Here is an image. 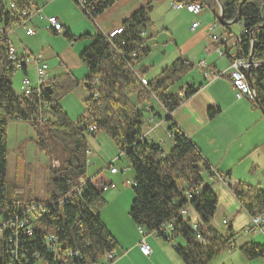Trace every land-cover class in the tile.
I'll use <instances>...</instances> for the list:
<instances>
[{
    "label": "trees",
    "instance_id": "1",
    "mask_svg": "<svg viewBox=\"0 0 264 264\" xmlns=\"http://www.w3.org/2000/svg\"><path fill=\"white\" fill-rule=\"evenodd\" d=\"M32 1L0 0V264H111L115 260L117 242L99 212L105 201L103 191L86 178L87 136H95L96 131L107 134L133 172L128 216L137 228L172 242L181 236L183 245L174 244V250L184 264H208L222 250L234 249V232L227 220L222 232L211 222L218 198L209 185H203V175L207 172L213 179L214 168L196 145L167 115L164 119L168 123L166 132L171 133V147L165 152L160 143L145 139L143 125L147 111H142V107L155 100L170 113L197 89L183 85L169 92L194 68L183 57L175 58L156 77L147 81L142 78L148 68L136 64L150 52L147 39L141 35L149 24V5L123 20L122 32L112 38L100 31L77 37L68 28L63 31L69 40H89L78 53L87 74L82 79L70 72L53 76L43 85L40 96L49 103L51 116L42 127L60 139L66 155L58 167H49L45 200L8 198L5 178L8 122H28L38 132L34 102H41L36 92L23 96L12 87L11 77L17 70L7 56L9 33L21 17L9 3L20 9L29 7ZM73 1L92 19L115 0H84L85 9ZM184 1L215 5L214 0ZM218 1L224 21L231 22L240 15L237 22L242 33L233 45V56L226 50L225 53L230 61L239 58L247 61L250 56L251 65L242 70L247 76L249 68L250 83L246 81L255 91L254 103L264 114V0ZM80 86L88 94L83 99L84 112L73 121L59 100ZM218 112V107H212L207 115L213 118ZM90 125L96 129L86 130ZM41 140L39 137L36 142L41 144ZM228 175L226 172L224 176ZM232 193L250 218L264 212V188L259 185L239 180ZM183 208H188L187 215L180 213ZM10 221L13 225L7 226ZM165 226L169 235L162 230ZM248 229L252 230L250 223L244 227L245 232ZM238 249L249 259L264 255V244L253 239Z\"/></svg>",
    "mask_w": 264,
    "mask_h": 264
},
{
    "label": "rangeland",
    "instance_id": "2",
    "mask_svg": "<svg viewBox=\"0 0 264 264\" xmlns=\"http://www.w3.org/2000/svg\"><path fill=\"white\" fill-rule=\"evenodd\" d=\"M45 6V16L54 14L59 20L63 18L65 26L69 27V31L75 37L86 32L87 29L89 30L88 27L91 26L90 19L87 18L82 12V9L74 4L72 0H54L52 3H48ZM74 7L78 10V13L75 15ZM214 12L215 10L213 11L210 8H206L198 15H190L183 10L173 8L171 0L155 1L151 12L152 21L145 28L146 35H152L146 42L147 45L150 46V52L139 61L140 64L151 65L143 75L144 80L147 81L156 77L159 71L177 56L176 50L179 47H184V45L189 42L190 37L187 32V27L192 20V16H194L201 21L199 39H197H201V41H199V44L195 46V48H189L187 51L189 56H191L189 57L190 61L194 62L195 67L170 87L169 92H174L183 85H190L193 82L192 80L196 81V72L198 69L197 62L199 58L202 57V52L197 53V51H201L203 46L209 45V41H211L210 38L206 37V34L209 33V26L212 23L216 24L217 27L214 33L217 35H221L225 31V25L218 22L214 16ZM14 27H17V25ZM19 27L16 28V33H9V38L13 40L18 51L22 49L23 45L27 46L33 54L43 53L48 64L49 77H53V75L57 76L65 72L64 70L66 68L64 65H60L59 60L60 56L67 49L69 54L73 56V63L71 65L72 70L68 72L72 73L77 79H82L87 74V68L81 60H78V62L74 64V54L75 57L78 58L77 55L79 50H81L88 41L85 39H77V41L73 40L72 45H70L71 40L63 36L64 28L61 33L53 34L43 23H38L35 27L37 31L36 35L33 38H28V36L24 34L23 27ZM228 27L233 33L230 39H228V45L231 50L234 51V47L231 45L235 40V36L240 34L241 28L239 22H235ZM170 31L174 38L172 41L169 40ZM163 51H165V53ZM212 59L218 60L217 63L221 68L225 67L227 64L225 55L219 56L216 53L210 57V60ZM28 72L31 78V85L35 86L34 70L30 69ZM23 76L24 74L20 70L12 74V87L17 94L21 93L20 80ZM262 86L264 87V80L262 81ZM87 94L88 92L80 86L66 93L59 100L61 108L67 113L71 120H76V118L84 112L83 99ZM155 109L158 110L157 107ZM158 111L162 119H164L163 111H161V109ZM161 122H163V124L160 127H156L145 139L151 140V138H155L157 140L164 138L165 140L164 143L161 144V147L166 152L171 147L172 142L166 138L164 128L166 126V121L161 120ZM42 125L43 122L37 123V132L28 122L14 120L8 122V153L5 177L8 198L21 201L29 200L31 202L35 199H46L45 191L48 182L49 167H58L63 157L66 155V151L60 139L54 138L42 127ZM147 128L149 127H147L145 122L143 125V133ZM36 133H38V136ZM39 137H42L41 144L36 142ZM87 144L89 153L86 155V160L88 161L86 165V178H90L98 187L103 183L104 179L110 180L116 184L115 189H108L101 192L105 200L103 206L99 210L101 220L105 222L107 226H110L109 228L117 230V232H120L123 237H125L127 231L126 223H131L128 216V208L132 200V184H126L125 181L127 179L130 181L132 180L133 172L125 156L120 153L116 145L105 132L96 131L95 136H87ZM125 166L128 167V170L122 172L121 170H123ZM110 167H115L118 170L117 174H110ZM97 174H101V176L95 177ZM222 205L223 204H219V208L211 221L213 224L217 225V229L221 232L224 230V226H219L218 222L222 218V210L220 209ZM227 208L229 209V213L223 212L225 216H229L237 211L236 219L232 224L235 248L233 250H222L208 264H264V255L249 259L238 249L239 245L251 239L255 242L264 244V234H256L255 232L254 234H249L245 232L244 227L247 223L245 212L239 209V206L235 203L229 204ZM249 237L251 238L248 240ZM176 241L178 244L183 245L181 236H178L173 243L160 239L159 244L154 243L152 245L150 244L149 238L148 242L151 248L155 249L152 260H150L151 257L143 258L139 256L135 249L126 257L123 255V250L126 249L117 243L115 246L117 258L114 263H117L121 256H124V259L118 264H184L175 253L173 245H171ZM130 250L131 249H128L127 252Z\"/></svg>",
    "mask_w": 264,
    "mask_h": 264
},
{
    "label": "crops",
    "instance_id": "3",
    "mask_svg": "<svg viewBox=\"0 0 264 264\" xmlns=\"http://www.w3.org/2000/svg\"><path fill=\"white\" fill-rule=\"evenodd\" d=\"M53 1L54 0H50L49 2L46 3L44 0H33L31 2L29 6L33 9L38 8L40 10L42 18H39L37 14H34L30 18V20L27 21V23H25V25H19V24L17 25V27L19 26L23 27L25 36H28V38H33L37 33L35 27L38 25V23H43L44 26L48 30H50L53 34H57L54 33L48 27L49 25L46 22L47 17L49 16L57 17V16L54 14H49L48 16H45L44 14V9L46 7L45 5H47L48 3H52ZM155 1L160 2L162 0H115L113 4H111L108 8H106L102 13L93 17L92 19L87 17L90 19L91 26L88 25L89 30L87 29V31L83 33L93 34L96 31H100L105 34L107 31L111 30L112 28L119 27L123 20L128 18L134 11H136L138 8L144 5H149L150 9L148 12V17L150 23L152 21L151 12L153 9V3ZM214 3H215L214 6H209L208 4L204 3L203 11L206 8H210L213 11L215 10L214 16L218 20V16L220 15V3L218 0H214ZM74 4L76 3L74 2ZM76 13H78V10L76 9V7H74V15ZM188 14L194 15L191 13ZM194 21H198L199 25L196 28L191 29V24ZM59 22L62 24V29L63 28L64 30L66 28L69 29V27L65 26V22H63V18L62 20H59ZM226 22H230V21H226ZM233 23L235 22L227 23L228 25L225 27V31L221 35H217L216 33H214L217 26L214 28L213 32H211L210 29L208 30L209 33L206 34V37L211 39L210 34H215L217 36V39L215 40L211 39V41H209V45H205L203 46L201 51L200 50L197 51V53L202 52V57L199 58V61L204 60L206 66L205 68L199 67L198 65L199 61L197 60L198 69L196 72L197 73L196 81L192 80L193 82L190 84L197 87V89L194 91L193 94H191L188 98L184 99L183 102L170 113H166L164 109H162L155 100L154 101L150 100L151 102L148 103L146 106L147 114L145 116V122L147 127L149 128H147L144 134L146 135L145 137L149 136L156 127H160L163 124L161 120H165V119H160L158 117L160 115V112L158 110L161 109V111H163L164 118L166 117V115L171 117V119L176 123L177 127L182 132H184L189 137V139L196 145V147L198 148V150L200 151L206 162L210 165V167L214 168L221 176L225 177L224 176L225 173L229 172V175L226 178H230L236 181V183L237 181L241 180L249 184H253V185L257 184L260 187L264 188V114L261 111L260 107L256 105L254 101L250 100L248 97H243L240 99H237L235 97V93L232 87V81L229 77V70H230L229 66L231 61L227 58V53H225V50L229 52L231 56H233V51L228 45V39H230V37L233 35V33L230 31V28L228 26ZM239 25L241 28L240 34L238 36H235V40L233 41L231 46L234 45L236 39L242 33L241 24L239 23ZM200 26H201L200 19H197L194 16H192V20L187 27V32L189 33L190 40L184 45V47L183 46L179 47L176 50L177 56L176 57L174 56L175 58L183 57L190 61L189 57L191 56H189L187 50L189 48H195V46L199 44V41H201V39L197 40L199 39ZM17 27H14L12 33H16ZM26 28H33L35 30V33L33 35H27L25 32ZM169 35H170L169 40L170 41L174 40L171 31ZM143 36L148 41V39L152 35L147 36L146 30H144ZM9 40L12 46L16 49V51L19 54H23L24 50L28 52L29 56L26 57L25 59V66L23 70L20 71H22L24 75H26L29 79H31L28 70L33 69L35 74V67H34L35 63L32 60L31 55H40L45 62H46V58L44 57L43 53L33 54L32 51L27 46H23V45H22V49L18 51L13 40L10 38ZM85 40L88 42L84 44L81 50L89 43L88 39ZM74 41H77V38L74 39ZM72 43L73 40H71L70 45H72ZM81 50H79V52ZM163 52L165 53V51ZM216 53L219 56H223V55L226 56L227 64L225 67L221 68L217 63L218 60L216 59L210 60V57H212ZM78 58L75 57L74 54V64L78 62V60H80V58L79 59ZM59 61H60V65L65 66L66 68L64 70L65 72L72 70L71 65L73 63V56L69 54L68 49L63 52V54L60 56ZM192 63L194 64V62ZM139 65H143L148 69L151 66L146 64H140L139 62L136 64V67ZM210 72H214L217 75L218 73H220L221 75L216 77L205 75V73H208V75H210ZM47 74H48V70H47ZM49 78L51 77L48 76V79ZM81 88L85 89L84 87ZM156 107L158 108V110L155 109ZM212 107L213 108L218 107L219 112L213 118H209L207 115V111L209 108ZM152 108H154V112H150ZM154 113H158L159 115L157 114L155 115ZM167 125L168 123L166 122V126L164 127L166 138H168L166 132ZM168 139L171 141L170 138ZM151 140H154L162 144L164 143L165 139L160 138L156 140L155 138H151ZM88 153L89 150L87 151V154ZM126 170H128V167L125 166L124 171ZM99 176H101V174H97L95 177H99ZM203 176H204L203 185L204 186L209 185V187L213 190V192L216 194L218 198L217 209L219 208V204H223L222 206H220V209L222 210V214H221L222 218L219 220L218 225L223 227L222 221L223 219H226L232 229V224L236 219L237 211H235L231 215L228 214L229 216H225L223 212L229 213L228 212L229 209L227 208L229 204L235 203L239 206V209L243 210L242 207L235 199L232 190H230L229 187L226 186L221 180L210 179L209 174L207 172H204ZM104 180L110 181L107 179ZM221 199L225 201V204L224 201ZM245 214L247 216V223H246L247 226L250 223V216H248L246 212ZM193 216L196 217L195 215ZM130 221H131L130 223L131 225L128 222L126 223L127 231L125 237H123V235L120 232H117V230H114L113 228H109L110 226H107L105 222L103 223L112 233L116 242L119 243L121 247L123 246L126 249L123 250V255L127 257L128 254L131 253L133 249H135L136 253L139 256L143 258L151 257L150 260H152V256L155 254V249H152L150 244L151 245L154 243L159 244L160 238H157L153 233H146L144 239L149 244L148 240L150 238V244H149L150 254L149 256L143 255L139 249L140 234L138 233L137 226L132 222L131 219ZM213 225L217 228V225L215 224ZM254 232L256 234L263 233V231L257 229L250 230L247 233L254 234ZM250 238L251 237H249L248 240ZM168 242L173 243L172 241H168ZM174 244H178V242L176 241ZM174 244H171L173 245V248L175 246ZM128 249L131 250L127 252ZM114 252L116 253L115 249ZM116 258H117V253H116ZM123 259L124 256L123 257L121 256V258L117 263H114L115 261L114 260L113 262H111V264H118Z\"/></svg>",
    "mask_w": 264,
    "mask_h": 264
},
{
    "label": "built area",
    "instance_id": "4",
    "mask_svg": "<svg viewBox=\"0 0 264 264\" xmlns=\"http://www.w3.org/2000/svg\"><path fill=\"white\" fill-rule=\"evenodd\" d=\"M46 3L49 2L50 0H44ZM76 2L85 9V4H84V0H76ZM171 4L173 6V8L178 9V10H184L187 13H191L194 15H198L200 14L203 9H204V3L201 1H184V0H171ZM9 7L11 9L16 10L20 17L21 20L19 22V25H25V23H27V21L30 20V18L34 15L37 14L39 18H42V15L40 13V10L38 8L33 9L30 6L29 7H25V8H20V9H16L15 5L10 2L9 3ZM46 22L48 23V27L54 32V33H61L62 32V24L59 22V20L57 19V17L55 16H49L46 18ZM199 25L198 21H194L191 24V29L196 28ZM216 27V24L213 23L212 25L209 26V29L211 32H213L214 28ZM26 34L27 35H33L35 33V30L33 28H26ZM122 32V27H115L112 28L111 30L107 31L105 33V35L107 36V38H112L115 35L119 34ZM141 35H143V32L141 33ZM211 39L215 40L217 39V36L215 34H210ZM7 56L9 58V60H11L14 64V67L16 70H21V68H23L25 66V59L26 57L29 56L28 52L24 50L23 54H19L16 49L12 46V44H9L8 47V51H7ZM32 60L35 63V86L31 85V81L30 79L24 75L21 80V94L23 96H27L30 95L34 92L37 93V97L39 99V101H41L40 103H36L34 102V106L37 109V113L34 114V118H38L39 122H45L48 119L51 118L48 110L50 109L49 103L42 99L40 96L43 95L44 92V84L46 83V81L48 80V74H47V70H48V65L47 63L42 59V57L40 55H31ZM199 67L205 68L206 64L204 60H201L198 62ZM254 65H257L256 63H254ZM249 66V63L243 59V58H239V59H234L233 61H231L230 66H229V77L232 81V87L235 93V97L237 99L243 98V97H248L250 100L254 101L255 100V91L254 89H252L249 85L248 82L246 81L245 75L243 73V68H246ZM205 75L207 76H212V77H216L221 75L220 73H218V75L214 72H210V75H208V73H205ZM17 118V117H16ZM96 127L95 125H90L86 128V130H95ZM168 138H171V133H167ZM124 171V168H123ZM118 170L115 167H110L109 168V173L110 174H114L117 173ZM214 175L211 178H215L218 180H221L226 186L229 187L230 190H233L236 187V181L230 179V178H226L221 176L218 172H216L213 169ZM126 184H130V180H126L125 181ZM116 188V184L113 183L112 181H106L104 180V182L102 184H100V189L101 191H106L107 189H113ZM31 208L33 209V206H31ZM31 210V209H30ZM181 214L187 215L189 213L188 208H183L180 211ZM223 223H225V219H223L222 221ZM8 225H13L12 222L10 221ZM250 225L252 226V230H260L262 231L264 228V212L258 213L255 216H252L250 218ZM196 225L194 224V227ZM138 233L140 234L141 239L139 242V249L141 251V253L145 256H149L150 254V246L149 244L145 241L144 236L146 235V232L141 228L138 227L137 228ZM164 231V233H166L167 235H169V229L167 226L163 227L162 229ZM250 230V229H248ZM247 232V231H246ZM197 237H199V235L197 234ZM51 238V237H50ZM54 241V238H53Z\"/></svg>",
    "mask_w": 264,
    "mask_h": 264
},
{
    "label": "water",
    "instance_id": "5",
    "mask_svg": "<svg viewBox=\"0 0 264 264\" xmlns=\"http://www.w3.org/2000/svg\"><path fill=\"white\" fill-rule=\"evenodd\" d=\"M239 16H240V15H239V13H238L237 16H236V18H235L233 21H231V22H237ZM218 21H219V23L222 24V25H223V24L230 23V22H226V21L223 20V17H222V6H221V5H220V15L218 16ZM252 45H253V43H251L250 54H251V52H252ZM247 62L249 63V66H250V65H251L250 56H249ZM249 66H248V67H249ZM248 73H249V68L247 69V76H246V79H247V81L250 83V79H249ZM250 86H251V84H250ZM46 88L48 89V88H50V87L47 86ZM251 88H252V86H251ZM150 106H151V105H150ZM141 109H142V111H144V112L147 111V108H146V107H142ZM261 111H262V110H261Z\"/></svg>",
    "mask_w": 264,
    "mask_h": 264
}]
</instances>
